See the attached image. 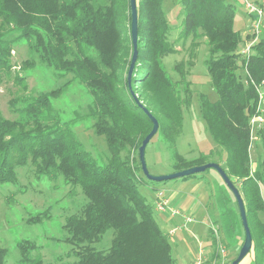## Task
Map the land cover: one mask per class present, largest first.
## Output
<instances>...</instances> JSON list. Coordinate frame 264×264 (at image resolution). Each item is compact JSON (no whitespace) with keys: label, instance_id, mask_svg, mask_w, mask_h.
Here are the masks:
<instances>
[{"label":"trees","instance_id":"trees-1","mask_svg":"<svg viewBox=\"0 0 264 264\" xmlns=\"http://www.w3.org/2000/svg\"><path fill=\"white\" fill-rule=\"evenodd\" d=\"M163 3L137 0L138 55L129 84L134 49L130 0H0V83L14 67V46L26 43L56 76L72 74V80L85 84L91 99L85 113L79 109L63 120L53 102L70 81L12 98L17 118H7L0 110V184L16 182V167L32 164L39 176L62 175L72 191L80 189L88 200L65 223L66 241L76 247L77 260L70 264H175L169 234L139 189L151 181L139 160V147L153 128L145 107L159 121L156 135L172 150L176 171L208 162L226 171L245 202L254 264H264V221L259 216L264 213V126L258 131L262 153L257 163H252L250 152V119L256 114L257 85L264 80V37L260 35L250 55H243L239 44L254 35L243 36L235 29L233 3L181 0L183 36L205 37L209 46L206 63L218 99L211 102L202 94L201 111L215 143L226 151L222 161L209 159L219 155V149L186 158L175 144L182 132V107L189 98L184 100L176 86L185 82L184 77L173 81L163 64L174 52ZM240 58L245 80L238 73ZM33 64L27 59L23 68ZM25 79L18 73L14 77L27 90ZM139 85L150 92L147 102L138 94ZM84 119L93 120L94 132L106 140L110 155L103 165L74 130ZM126 151H136L137 156L124 157ZM48 213L38 212L29 221L41 222ZM110 229L114 237L108 249L92 246ZM19 246L22 257L15 264H47L31 258L36 249L32 242L24 240ZM6 256L7 249L0 246V264H6Z\"/></svg>","mask_w":264,"mask_h":264},{"label":"rangeland","instance_id":"rangeland-1","mask_svg":"<svg viewBox=\"0 0 264 264\" xmlns=\"http://www.w3.org/2000/svg\"><path fill=\"white\" fill-rule=\"evenodd\" d=\"M227 1L235 6V29L243 36L246 35L253 24L252 16L248 14L241 0ZM252 1L258 5L263 3L260 6L264 11V0ZM163 7L170 26L169 41L174 48L173 53L163 58V64L173 81H181L184 77L185 82L181 81L180 86H176L183 99L189 98L190 102L185 101L182 107V132L175 148L189 159L200 154L208 156L211 150L219 149V155L209 159L222 161L226 157V151L215 143L201 111L202 94L211 102L218 99L206 63L209 58L207 40L200 36H183L184 6L181 0H164ZM262 29L261 36L264 37V24ZM125 31L130 35L128 21ZM200 32L201 30L197 34ZM246 45V41L239 44L238 51ZM27 59L34 62L29 69L23 68V62ZM12 63L14 67L11 74L5 75L0 83V110L5 117L17 118L10 106L12 98L26 93L50 91L67 81H70V85L53 102L54 107L63 120L71 119L79 109L82 113L87 111L91 99L85 84L72 80V74L63 78L56 76L53 70L40 61L37 54L30 52L26 43L14 46ZM239 65L238 73L245 80V68L241 64V58ZM17 73L26 77L27 90L14 80ZM258 85L264 88V80ZM139 87V96L147 102L150 92H147L145 86ZM74 130L98 164H105L110 151L104 136L94 132L93 120L76 122ZM250 152L252 163H257L262 153L259 139L252 141ZM134 155L137 156L136 151L123 153L124 157L132 158ZM146 162L153 175L176 172L172 150L159 134L147 146ZM16 173V182L0 184V246L7 249L6 264H15L21 259L19 243L24 240L36 246L31 252L32 259L40 258L47 264H70L77 260L75 245L66 241L68 232L65 223L69 215L81 210L88 200L87 197L78 188L72 191L73 186L67 184L62 175L55 179L39 176L32 164L17 166ZM139 189L151 205L164 232L169 234L175 225H181L182 214L196 219L187 229L179 228L169 234L175 264H231V260L237 257L245 239L239 206L233 192L215 168L197 173L191 178L164 182L147 181L140 184ZM160 191L170 200V207L181 213L180 216L168 220V213L158 210L157 195ZM46 210L50 217L41 222L29 221L38 212ZM259 216L264 221V213L261 212ZM113 237L114 230L110 229L101 241L93 243L92 246L98 250H106L111 246ZM254 253L252 249L241 264H247Z\"/></svg>","mask_w":264,"mask_h":264},{"label":"water","instance_id":"water-1","mask_svg":"<svg viewBox=\"0 0 264 264\" xmlns=\"http://www.w3.org/2000/svg\"><path fill=\"white\" fill-rule=\"evenodd\" d=\"M131 5V35H132V41H133V58L132 63L129 69L128 74V80L129 84L131 83L132 74H133V68L137 59L138 55V9H137V0H130ZM145 112L151 119L153 123L152 130L148 133V135L144 138L142 141L141 146L139 147V160L141 163V168L143 170L144 175L147 177V179L155 182H162V181H168L178 178L187 177L190 175H194L200 172H204L207 169L215 168L222 178L224 179L225 183L228 185V187L233 192L236 201L239 206V212L242 220V224L245 230V239L244 242L240 248L239 254L237 257L232 261L231 264H240V262L248 255V253L251 251L253 246V237L251 233V229L249 226L248 218H247V211L244 199L241 195L240 190L238 187L234 184V182L231 180L229 175L226 173V171L215 162H208L202 165H196L192 166L183 170L176 171L174 173L164 174V175H153L149 172L147 162H146V149L151 141V139L156 135V133L159 130V121L158 119L147 109L144 107Z\"/></svg>","mask_w":264,"mask_h":264},{"label":"built area","instance_id":"built-area-1","mask_svg":"<svg viewBox=\"0 0 264 264\" xmlns=\"http://www.w3.org/2000/svg\"><path fill=\"white\" fill-rule=\"evenodd\" d=\"M250 16L253 18V24L251 26V34L254 35L250 40H246V47L241 50L243 55H250L252 52L253 45L258 41L260 35L262 34V27L264 24V11L263 8L256 4L252 0H241ZM257 85L258 92V104L256 108V114H254L250 119L251 126V141L258 140L259 135L258 131L264 126V88L262 85ZM158 198V210L167 212L168 217L175 218L180 216L181 213L177 210H174L170 207V200L165 197L163 191H160L157 195ZM183 223L181 225H175V228L170 231L173 234L177 229H187L188 225L196 221L195 218L182 214ZM169 233V234H170ZM198 264V263H197Z\"/></svg>","mask_w":264,"mask_h":264},{"label":"crops","instance_id":"crops-1","mask_svg":"<svg viewBox=\"0 0 264 264\" xmlns=\"http://www.w3.org/2000/svg\"><path fill=\"white\" fill-rule=\"evenodd\" d=\"M260 5L263 6V3H260ZM168 219H169V217H168ZM248 256H249V255H248ZM243 260H244V259H243ZM243 260H242V261H243ZM242 261H241V262H242ZM241 262H240V264H241ZM247 264H254V256H252V257H250V259H248Z\"/></svg>","mask_w":264,"mask_h":264}]
</instances>
